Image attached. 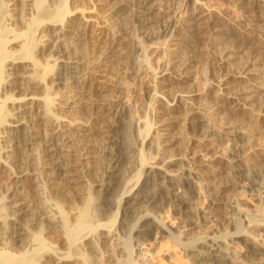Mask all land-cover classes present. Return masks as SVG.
Instances as JSON below:
<instances>
[{
	"label": "bare ground",
	"instance_id": "bare-ground-1",
	"mask_svg": "<svg viewBox=\"0 0 264 264\" xmlns=\"http://www.w3.org/2000/svg\"><path fill=\"white\" fill-rule=\"evenodd\" d=\"M152 1L135 0L133 15L128 24L125 23L126 20L128 22L125 17L118 19L119 21L116 20V25L117 23L118 26L120 25L119 28L131 29L134 41L131 44L129 41L127 44L130 45H126L131 49L129 52L132 53V55L129 54L131 56L130 74L134 81L139 80L143 85L152 76L151 71L153 70L146 56L149 47H151L148 45L154 43L155 40H160L165 44L171 42L172 31L176 29L175 24L179 23L180 18H182L180 15L181 7L196 12L198 8L194 5L202 0H195V4H192L193 0H184L185 2L181 7L176 1L166 0L170 3V12L165 22L158 27H154L155 20L152 18L154 9L151 8L153 5L151 4L152 6L149 7ZM64 2L65 0H25L16 3L15 0H0V168L10 170L14 176L10 187L7 189L0 188V264H43L44 262L56 264L58 261V264H71L76 260H79L81 264H96V259L93 261V257L97 252L103 254L100 251L101 247L103 248L105 245L102 244V241L108 243L110 248L112 245L115 253L120 251V254L116 255L117 257H113L115 260H111V263L113 261L114 264H153L152 262L155 260H150L152 253L143 246L149 244L152 251L160 239L172 243V247L174 246L176 249L174 251H178L177 253L174 252L175 255L173 254L171 257L176 258V256L179 257L178 254L181 257L183 255L187 259L186 262L188 261L190 264H264V180L242 166L241 154L243 146H245L242 142L248 138V130L231 132L232 139L228 141L234 144L225 146V153L228 158L226 161L232 170L234 191L239 195L243 194V197L249 196L258 202L256 206L258 205L260 208L261 212L259 213L261 214L256 212L257 215H252L253 211H249L247 207L244 208V205L235 199V201L232 200L233 202L229 201L230 203L226 201L228 228L225 227L227 229L225 231L223 227L224 230H221V224L219 225L216 220L219 205L216 197L219 198L230 183L228 185L226 182V186L219 184L220 186L217 188L204 183L193 167L196 162H194L195 158L192 152H187L183 158L179 159L165 157L161 148V141L157 138L158 135L160 136L159 130L154 131L155 136L151 134L148 126L145 127V131L143 129L140 131L142 127L141 115L138 107L133 106L134 104L132 105L130 101L119 98V96L112 102L100 101L101 98L97 99L98 96L95 98V94L86 91L87 85L91 90L92 85L90 83V86L86 80L80 77V73L83 72H80L76 66L79 61L75 58L76 55L72 57L73 54L71 55L70 49L64 43L65 33L68 32L67 28L65 29L68 16L63 11ZM17 9L21 12L18 20L14 19L16 17L13 18L11 13ZM17 11L15 12L18 13ZM196 15L198 16V14ZM196 15L191 18L192 21L186 22L185 31L189 35L187 37L188 42L193 41L194 43L200 38L201 27L199 24L193 23ZM21 26L26 29L25 32L20 31L22 34L15 32L18 30L16 28ZM127 30H125L126 33ZM120 31L119 33L122 35ZM36 33L38 37H36ZM48 35L51 39L52 48H49V57L47 56L46 59L52 65L45 67L48 65L46 63L42 67L37 54L39 49L44 48L43 45L49 42ZM127 36L123 37L127 38ZM36 38L39 39L36 40ZM183 41L178 43L179 49H176L175 53L173 52L174 55H170L165 61L164 58L163 60L160 59L159 71L156 73L157 70H153L152 72H155L153 75L158 76L163 73L167 75L174 65L181 63L179 62L181 57L179 53H182V50L183 52L190 51V43ZM19 42L22 44L20 45V52L18 54L15 53L18 52L16 50L12 52L13 50L10 48ZM155 44L156 42L154 46ZM259 48L264 50V46ZM189 58L187 57L185 60V65L193 63L194 60L190 61ZM174 60L179 61H175V63ZM210 60L212 64L214 62V65L216 62L219 63V59ZM48 73H52V76ZM48 75L52 77V82L55 83L56 87L52 88L51 85H48L49 81L46 83V76L48 77ZM129 78L131 79V77ZM133 80L131 79V81ZM72 83L80 86L78 90H75L76 95L74 96L79 95V98H88L89 104L86 105V108L94 111V114L92 113L93 121L99 120L103 125L101 127L102 132H107L108 135L106 138L98 139L96 135L99 130L80 135L82 139L77 142L80 143V151L85 155L91 152V147L96 145L95 142L99 140L97 143L100 145H97L100 150L99 153L97 152L98 156L95 155L97 156L95 162H97L99 169L97 182H99L100 189L92 191L91 184L89 185L91 189L84 185V193H86L83 196H80V187V192L75 193L76 196L73 195V192L77 190V186L71 188V190L75 189L72 190L73 192L70 191L71 194L67 190V194L69 192L70 196H73L71 197L74 204H70L71 197L68 200L70 203L66 201L68 199L66 196L65 201L71 207L65 205V209L63 204L66 202L62 203L64 199L61 197L66 194L59 195L60 197L56 195L60 199L53 194L56 190L54 186L59 187L56 185V181L58 182L64 177H67L68 181H73V178L77 176L76 174L80 173L83 165L81 167L80 162L76 161L77 151L66 146V142H70L68 138L74 123L70 124L71 121H69L68 125H66L67 123L64 124L65 121H61L51 113L52 111L48 109L47 106L49 105L46 104L48 103L46 101L51 95L52 97L57 96L55 93L61 90H58L57 87ZM40 89L45 92V96L42 92L43 97L41 98L37 94ZM15 93L19 94L20 97L17 98ZM186 98L184 102L190 104L189 98ZM32 105H36L38 110L41 109L39 112V117L42 120L40 127L43 128L41 133H44L43 143L41 142L35 149L34 145L37 143L34 144L36 138L33 132L38 130L34 129L36 124L28 119L30 110L35 109H31ZM185 109L187 110V108ZM199 111L192 113V116L194 115L196 118L186 121L189 129L191 128L196 134H199L197 136L200 137L201 141L219 140L220 136L217 135L212 124L206 121L208 118L205 120V116L203 117ZM79 123L82 124V122ZM125 129L128 130V137H126L127 133L124 134ZM149 136L150 140L147 141ZM139 138H142V141L138 145L136 143ZM32 151L34 152L32 158L35 163L34 171L31 174L37 191V195L35 194L37 199L34 203L30 202V206L39 211L36 209L37 213L35 212L33 215V220H26V222L24 217L28 213L25 203H19V201L11 205L15 200H12L14 197L12 198L10 195L18 194L17 190L22 183L21 180L23 176L28 174L24 163L28 162L26 160L31 157ZM66 160L72 163L67 165ZM123 166L126 167L124 170ZM128 178L129 181L126 182ZM68 181L66 179L65 182ZM69 184L67 183V185ZM116 184L120 191L121 189L125 191L124 189L129 187V190L125 191L124 197L123 192H119L118 194L122 198L118 194L115 196L119 198L117 199L119 201L103 200L101 194L108 192L109 187H114V185L117 188ZM70 185L73 186L74 184ZM93 185L95 186V184ZM60 186L62 185L60 184ZM135 188L137 191L133 192ZM223 202L225 203V201ZM99 203L103 205L97 206ZM107 204L115 206L116 209L114 214L111 213L113 210L109 211L110 217L107 215L108 211L106 214L103 212L104 205L107 206ZM207 224L211 226L206 235L197 238L190 236L191 238H189L188 232L191 233L194 228ZM55 228L59 230L60 236L68 245L66 256H64L65 252L61 255L60 253L63 252H59L60 249L51 246V242L48 246L47 237L45 239V234ZM223 231L225 232L223 233ZM19 243L24 245V248L20 247L22 250L24 249L21 252H19L20 248H15L18 247L17 244ZM161 246L160 248L156 247L157 250L160 249L158 252L156 251L158 254L163 252L164 248ZM102 256H99L100 259ZM107 258L110 259L111 257L108 256ZM100 259H97L98 264H102L103 259L106 262V258Z\"/></svg>",
	"mask_w": 264,
	"mask_h": 264
},
{
	"label": "rangeland",
	"instance_id": "rangeland-1",
	"mask_svg": "<svg viewBox=\"0 0 264 264\" xmlns=\"http://www.w3.org/2000/svg\"><path fill=\"white\" fill-rule=\"evenodd\" d=\"M20 1L23 2L25 0H15L16 3H19ZM134 1L135 0H65L63 11L65 12V15L68 16L67 18L69 20L67 19V24L65 25V29L67 28L68 32L65 33L66 39H64V43L70 49L69 51L71 55L73 54L72 57L76 55L75 58L79 61L77 62L76 66L79 68L80 72H83L80 73V77L86 80L87 84L89 83L90 85L91 83L92 85H90L92 87V90L87 85L86 91H90L89 93H93V95L95 94V98H97L98 96L97 99L101 98L100 101L112 102L114 99L116 100L118 96L119 98H125V100L128 102L130 101L132 105L134 104L133 106L138 107V111L140 112V122L142 126H140V131H142V129L143 131H145V127L148 126L149 131H151V134L153 135L154 131L159 130L160 136L158 135L157 138L161 141V148L164 152L165 157L171 159H179L183 158L187 152H192L195 158L194 162H196V165L193 167L197 171V175L203 179L204 183L206 182L210 186H215L216 188L221 184H227L226 182H228V185L230 183V185L224 189L220 197H216L217 202H219L218 210L216 212V216L218 218L216 217V220L219 225L221 224V230H224L225 227L228 228V222H226L228 221V214L225 207L227 203L226 201L230 203L237 200V202L244 205V208L247 207L249 211H253L252 215H257V213L261 212L258 205L256 206V203L258 204V202H256L249 196L243 197V194L239 195L236 191H234L235 188L232 186V183H234V180L232 178L233 174L228 161H226L228 160V158L226 157L227 154L225 153V146L234 144L228 141L232 139V133L239 130H241V132L242 130H248V138L244 139V141L246 140V143L244 141L242 142L245 146L241 144L243 146V151L241 154L242 166L243 168L251 170L252 172H254L253 174L260 176L264 180V50H260L259 48L261 46H264V0H202L198 1L197 4L199 6L197 4L194 5L198 8V11L196 12H191V10L185 9L182 6L185 2L184 0H169L171 2L176 1L178 2V5L180 7L182 6L180 9V15L182 16V18H180L179 23L175 24L176 29L172 31L171 42L165 44L160 40H155V46V42H150L151 45H148L149 43L147 44L148 46H151L149 47V51H147L148 53L146 54L151 68H153L154 71L157 70V73L160 67V59L163 60L164 58V61L167 60L170 55H174L176 49H179L177 46L178 43H182L183 40L187 41V37H189V35L185 31L186 22L192 21L191 18L195 17L196 14H198V16L196 15V22L194 20L193 23L199 24V27H201V34L199 35L200 40L198 39V42L196 41L194 43L193 41H187L188 43H190V51L183 52L182 50V53H179V55L181 56L180 61L174 60V62L179 61L181 63L176 64L178 66L174 65L168 72L169 74L165 73L167 75H164L163 73L161 75L155 76L153 75V73L155 72H152V70V76H150L149 80L146 81L144 85L141 84L139 80L134 81L132 78L133 76H131L130 74V55H132V53L129 52L131 49L127 46H129L134 41V39H132L133 35L131 33V29L127 30L124 27L119 28L120 25L118 26V23L116 25V20L119 21L120 18L124 17L128 19V22L126 20L125 23H129L130 17L132 18L133 15L135 3ZM169 1L166 2V0H153L149 4V7L152 5L154 7H151L152 9H154V12L152 14V18L153 20H155L154 27L161 26L167 19L170 12ZM192 4H195V0H193ZM195 7L194 9H196ZM15 11H11V13L13 18L16 17L14 19L18 20L20 18L19 14L21 12H19L18 10V13H16ZM197 19H200V21H197ZM16 29L19 30L15 31L17 33L20 31L25 32L26 30L22 26ZM125 30H127L128 34ZM119 31L122 33V35H120ZM22 32H20V34H22ZM126 34L130 35L127 36ZM119 35L122 37H120ZM123 36H127V38ZM36 37H38L37 33ZM38 39L36 38V40ZM48 39L49 42H46L43 45L45 47L40 48L41 51L39 49L40 52L38 51L37 54V58L39 59L40 63H42V67H44L46 63H48V59L46 58L49 57L48 52L52 48V46L50 45L51 39L49 38V35ZM128 42L130 44H127ZM123 43L125 44L124 46L122 45ZM20 45H22L21 42H19V44H14L10 49L13 50L12 52H15V50L18 51L15 52L18 54L20 52L19 50H21ZM122 52H124L125 54ZM107 53L113 56H109ZM187 57H191L189 58L191 59L190 61L194 60L193 63H190V65L184 64ZM210 59H219L218 61L220 64L216 62V64L214 65V62L212 64ZM171 60L173 61L172 58ZM51 65L52 63H48V65H46L45 67ZM48 74L51 75L52 73ZM49 75L48 77L46 76V83L49 81L47 83L48 85H51L52 88L56 87L55 83L52 82V75ZM127 76L131 77L133 81H131V79ZM140 84L143 87H141ZM78 88H80V86H77L76 83L67 84L66 86H59L57 87V89L61 90L57 91L58 93H55L57 94V96L52 97L51 95L47 98L46 101L48 102L46 104L49 105L46 106L49 110L51 109V113L53 115H56V117H58L61 121H65L64 124L67 123L66 125H68L70 123L69 121H71L70 124L74 123L73 127L71 125L72 128L70 131V136L68 138L71 143L66 142V146H70V148L77 151L76 161L80 162L81 167L83 165L82 169L80 167V173L76 174L77 176L73 178V181L75 180L74 182L76 184L73 181H68L67 177H64L65 179L61 178L60 180H58V182L56 181V185L61 189L54 186V189L56 188V190L53 192V194L56 198H58L57 196L59 195L62 196L66 194L64 195V197H61V199H64L62 200V203L70 199V197L72 196H70L71 192L75 190L72 189V191L71 188H76V186L78 188L77 190H75L77 192H73L74 196H76L75 193L80 192V189V196H83L86 193H84V185L85 187L88 186V188L92 186V191L100 189L98 185L99 182H97L99 179V169L98 165L96 164L97 162H95L100 150V148L98 147L100 143L97 142L99 141L98 139H102L104 137L106 138L108 135L107 132H102L101 127L103 125L99 120L93 121L92 113L94 114V111L86 108V105L89 104L88 98H79V95L74 96L76 95L75 90H78ZM42 92L43 90L40 89L37 93L39 98L43 97ZM43 93L45 96V92ZM15 95L17 98L20 97V95L17 93H15ZM186 97L189 98L190 104H186L184 102V99ZM83 108L84 110L86 108L85 113L87 112V114L84 113ZM185 108H187V110ZM31 109L33 110H30L28 119L36 124L34 126V129L38 130L33 132V135L36 138L34 139V144L37 143L36 145H34L35 149L37 145L39 146L41 142L43 143L42 139L44 137V133H41V130H43V128L40 127V125L42 124V120L39 117V112L41 109L38 110L36 105H32ZM80 111H82L83 113H80ZM193 111L201 112L203 117L205 116V120L208 118L206 121L212 124L217 135L220 136L219 140L201 141L200 137L197 136L199 134H196L193 129H189L188 122L186 121H188V119L193 120L192 118H196L194 115L192 116V113H194ZM109 119L110 117L108 118V120ZM79 122H82V124H80ZM83 124L85 125V127ZM96 130H99L98 134L96 135L98 141L95 142L96 145L91 147V152L85 155L82 151H80V143L77 141L82 139L80 136L81 134L94 131L96 132ZM125 130L126 132H124V134L127 133L126 137H128V130ZM192 131L195 133H193ZM103 134H105V136H103ZM155 135L156 133L154 134V136ZM146 140L149 141L150 136ZM141 141L142 138H139V141L136 144L139 145ZM32 153L34 152L32 151L30 155L31 157L26 160L29 162V164L28 162L24 163V167L27 168L26 171H28V174H26L27 177L23 176V179L21 180L22 183L17 190L18 194L10 195V197L12 196V198H16L12 199L15 201H13L11 205L19 201V203H25L26 211L28 214L26 213L27 215L24 217V221L33 220V215L35 214V212L37 213V211H39L37 208H32L30 206V202L34 203L37 199V191L35 188L34 179L31 174L33 173L32 171H34L33 166L35 163L32 158ZM96 154L97 156H95ZM82 157L87 159H84ZM66 162L67 165H70L72 163L71 161L67 160ZM125 166L128 167V165ZM125 168L123 166V170ZM129 178L126 182L129 181ZM13 179L14 176L12 175L10 170L0 168V188L7 189L8 187H10V183ZM66 179L68 182H65ZM69 182L70 184H74L75 187L74 185H70ZM57 183H60L62 186H60V184L58 185ZM67 183L69 185H67ZM63 184L65 185L64 187ZM93 184H95V186ZM112 187H109L108 192H106L107 194H101L104 198L103 200L106 201V199H108L107 201L111 200L116 202V200L119 198H116L115 196L119 192H123L122 194L124 197L125 191L129 190V187H127V189H124L125 191H123L122 189L120 191L117 184V188H115V185L113 188ZM138 187L139 185L137 186V188ZM137 188H135L133 192H136ZM67 190L69 192L71 191L70 194L69 192L67 194ZM65 197L68 199L66 200ZM72 197L70 200L71 203L68 201L70 204H74ZM119 197L122 198V196ZM223 201H225V203ZM68 202H66V204H63L64 207L65 205L69 208L71 207L70 204V206L68 205ZM102 205L103 204L99 203L97 206ZM29 207L30 209H28ZM114 209L115 206L107 204V206L104 205L103 212L106 214V211L111 212L113 210V212L111 213L114 214V212L116 211V209ZM110 212L107 213L108 217L111 216ZM110 220L108 219L109 222ZM103 221L105 220L103 219ZM210 226V224H207L205 226H199V228H194L191 233L188 232L189 238H191L192 236V238H197L199 236L206 235V233L209 231ZM226 230L227 229H225V231ZM58 231L59 230L55 228L53 231L46 233L45 239L47 237L46 241L48 246H50L49 244L51 242V246H56L58 250H61L59 252H63L60 254L63 255L65 252L64 256H66L68 245L62 239V237L60 236V232ZM225 231H223V233ZM56 234L59 236H57ZM185 234L187 235V233ZM102 242V244H105L104 247H101L100 249L103 254H100V252H97V254H100L101 256L103 255L102 259L106 258V262L108 261V263L104 262V259H100V255L96 256L97 254L95 255L96 257L94 256L95 258L93 257V261H95L96 259L95 263L98 264L97 261L100 259L103 261L102 264H112L113 261L111 263V260H115V256H118V253L120 254V251L118 253H115L114 249H112V245L110 248V245L108 246V243L104 241ZM172 245L173 244H170L167 240L160 239L157 241L155 249H152V251L149 244L143 247L152 253L150 260H155H153V264H190V262H186L187 259L183 257V255L181 257L180 254H178L180 258L176 256L177 259L175 257H171L173 256L174 252H178L174 251L176 249L174 246L172 247ZM17 246L18 247L15 248H24V245L22 243L17 244ZM160 246L164 249L163 252L158 254L157 252L160 249L157 250V248H160ZM21 248L19 249V252L24 250H22ZM165 250L166 252H164ZM108 256H110L111 258L108 259ZM164 258L167 259L165 260ZM76 261L78 262V264L80 263L79 260ZM76 261L72 262L71 264H77ZM58 262L56 264H58ZM43 264L49 263L44 262Z\"/></svg>",
	"mask_w": 264,
	"mask_h": 264
}]
</instances>
